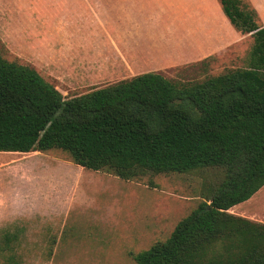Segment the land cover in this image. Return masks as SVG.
Listing matches in <instances>:
<instances>
[{"label":"trees","instance_id":"1","mask_svg":"<svg viewBox=\"0 0 264 264\" xmlns=\"http://www.w3.org/2000/svg\"><path fill=\"white\" fill-rule=\"evenodd\" d=\"M219 1L254 43L247 68L203 82L149 72L66 99L0 51V152L62 150L76 165L125 181L223 171L170 238L135 255L136 264H264V224L229 213L264 187V27L244 0Z\"/></svg>","mask_w":264,"mask_h":264},{"label":"rangeland","instance_id":"2","mask_svg":"<svg viewBox=\"0 0 264 264\" xmlns=\"http://www.w3.org/2000/svg\"><path fill=\"white\" fill-rule=\"evenodd\" d=\"M114 1L0 0L1 54L35 69L66 99L131 79L91 70L96 50L114 47L105 43L112 36L108 24L116 18L108 11ZM136 1L138 28L133 14L123 17V27L146 34V49L156 51L157 58H147L156 61L154 73L175 83H195L248 67L254 39L233 27L219 0ZM244 2L264 27V0ZM51 153L71 161L62 150ZM223 177L222 170L207 169L125 181L92 171L76 193L75 206L65 201L50 212L2 219L0 264H136L134 256L168 240L204 201L205 188ZM28 181L37 183L35 176ZM236 207L229 213L244 210L242 217L264 224V187Z\"/></svg>","mask_w":264,"mask_h":264},{"label":"crops","instance_id":"3","mask_svg":"<svg viewBox=\"0 0 264 264\" xmlns=\"http://www.w3.org/2000/svg\"><path fill=\"white\" fill-rule=\"evenodd\" d=\"M112 4L113 7H108V11L117 19L114 18L108 24L112 36L106 39L105 43L114 47H109L106 51L96 50L91 70H106L107 75H126L129 78L148 72H158L159 68L152 66H157L156 61L152 63L147 61L149 57L153 59L157 57L153 56L156 51L146 49L148 43L146 34L123 27V17L126 14H133L131 16L135 20L133 27L138 28L137 14L138 11L141 12L136 6L138 2L115 0ZM143 51L146 53L145 56ZM81 55L84 56L83 52ZM103 60L107 61L106 64H102ZM119 69L120 73H116ZM51 151L0 152V222L2 219L17 218L18 213L27 215L34 212H50L54 205H64L65 201L70 207L75 206L76 193L92 171L70 160L61 159ZM33 176L36 177L37 183L28 181ZM49 180L53 181L52 186L47 183ZM19 187L23 188L20 192L17 191ZM233 208L237 209L236 206ZM55 210H59L57 206ZM243 213L244 210H239L238 216H243Z\"/></svg>","mask_w":264,"mask_h":264}]
</instances>
